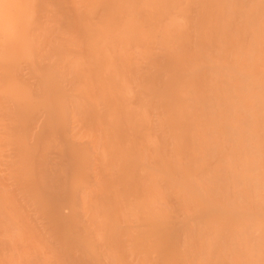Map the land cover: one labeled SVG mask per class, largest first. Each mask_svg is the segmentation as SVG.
I'll return each instance as SVG.
<instances>
[{
	"label": "bare ground",
	"instance_id": "bare-ground-1",
	"mask_svg": "<svg viewBox=\"0 0 264 264\" xmlns=\"http://www.w3.org/2000/svg\"><path fill=\"white\" fill-rule=\"evenodd\" d=\"M0 264H264V0H0Z\"/></svg>",
	"mask_w": 264,
	"mask_h": 264
}]
</instances>
